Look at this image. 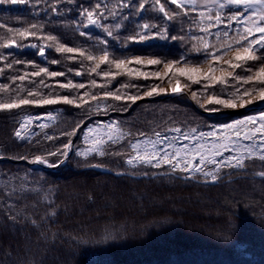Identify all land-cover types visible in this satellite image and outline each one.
<instances>
[{
  "label": "trees",
  "instance_id": "trees-1",
  "mask_svg": "<svg viewBox=\"0 0 264 264\" xmlns=\"http://www.w3.org/2000/svg\"><path fill=\"white\" fill-rule=\"evenodd\" d=\"M97 2L112 8L120 0H74L72 4L67 0H40L39 4L36 0H29L26 4H0V25H3L0 27V42L13 35L9 28H25L35 23L45 26L43 34L55 35L67 46L83 48L93 54H99L104 47L99 45V39L107 38L108 50L117 58L139 56L169 61L185 57L190 64L207 67L205 54L193 51L197 41L192 39L203 35L193 21L197 20L200 11L207 12V8L197 6L195 12L172 21L163 20L151 2L139 14L133 9H118L116 18L103 21L110 27L116 22L123 25L122 29L114 30L119 35L118 43L95 27L86 29L91 38L79 35L77 29L83 30L77 23L82 19L78 15L81 6L91 7ZM139 2L135 0L137 6ZM57 3L59 11L53 14L51 7ZM168 7L175 8L174 5ZM241 11L248 10L242 8ZM121 13L130 14V18L121 19ZM143 23H156L166 28L169 36L183 39L128 42L126 37L135 35L139 31L138 25ZM238 29L242 30L240 25L234 24L227 29L221 25L205 38L216 48H221L226 39L223 32L227 30L231 37ZM217 32L219 36L215 35ZM31 43L38 41L30 39L26 45ZM46 51L47 55L40 57L36 54L37 49L25 46L0 49V54H12L8 63L14 59L35 61L52 71H63L67 75L56 78L61 82L72 79L87 85L91 79H96L98 84L106 83L99 76L86 74L90 66L87 61L82 67L79 60L66 59L70 54H58L54 47ZM257 55L264 56V51H258ZM231 57V51L223 54L217 67H227L223 61ZM52 59L60 63L52 65L49 63ZM262 63L264 60L252 61L245 67L255 69ZM4 64L5 61H0V68H4ZM102 67L107 70V65ZM131 67L147 72L149 78L118 77L109 86L113 91L119 89L121 95L142 96L151 86L159 85L170 90V77L161 81L151 75L155 71L163 72V64ZM70 68L85 74L75 76L74 71H68ZM34 70L37 69L25 64L14 65L13 69L0 73V84L14 89L20 82L13 83L11 77ZM236 72L241 76L251 74L243 69ZM45 79L49 85H54L53 80ZM175 79L171 78L173 84ZM179 79L181 84L190 85L188 95L165 96L167 91L143 97L134 104L111 99L101 101V108L104 104L111 105L107 112L96 111L95 102L82 108L58 104L0 110V264H264V177L257 174L264 171V162L249 160L243 170L222 169L218 181L212 182L210 178L205 181L199 174H193L195 179L184 178L180 173L169 174L167 168L138 166L133 169L124 163L131 154L129 138L105 146L109 153L123 152V156L92 154L85 159L76 155L77 150L89 147L84 140L89 129L98 130L103 135L107 131L103 126L113 121L121 129L133 133L130 139L134 142L138 132L146 133L149 139H155L154 131H161L169 137L177 135L165 131L172 127H180L185 132L192 128L207 132L246 117L258 118L264 113L263 108L233 114L221 111L225 109L222 106L206 103L208 94L230 98L231 93L241 87L234 80L205 91L203 83L192 84L184 77ZM125 84H135L139 88L121 87ZM27 86L36 87L35 84ZM249 87L243 85L241 91ZM41 91L69 94L58 87L41 88ZM78 91L100 93L103 90L86 87ZM192 92L197 93L198 100L193 99ZM70 94L77 96V91ZM13 95V92H0V102L9 101ZM202 104L205 107H201ZM263 104L254 101L247 107ZM211 107L220 110H206ZM47 113H51L54 119H48ZM26 115L40 116L41 119H33L26 129H20L22 137L17 138L14 132ZM40 124L48 126L41 128L38 127ZM77 124L80 128L76 136L61 135L72 131ZM69 140L72 148L58 167L30 164L36 156L47 160L46 164H54L63 157L58 150L63 151V144ZM184 143H189L190 147L194 144L192 141H176L178 147ZM49 152L57 154L50 156ZM17 214V220L9 219Z\"/></svg>",
  "mask_w": 264,
  "mask_h": 264
},
{
  "label": "snow or ice",
  "instance_id": "snow-or-ice-1",
  "mask_svg": "<svg viewBox=\"0 0 264 264\" xmlns=\"http://www.w3.org/2000/svg\"><path fill=\"white\" fill-rule=\"evenodd\" d=\"M29 0H0V4H26ZM37 4L40 0H36ZM74 0H67V3L72 4ZM151 2L152 7L162 14L165 21H172L173 19L184 15L188 16L196 11L200 0H140L138 6L135 0H120V2L109 8L107 4L97 2L94 6L83 7L78 15L82 19L77 23L82 26L81 30L78 28L81 37L91 38V33L86 29L95 27L102 29L106 33V37L112 38L119 43V35L114 30L122 29L123 25L119 22L114 23L111 27L103 23L109 17L116 18L118 16V9H133L137 14L146 9V6ZM211 7H208V5ZM168 5H174L171 9ZM203 6L207 8V12L200 11L198 13L197 23L199 31L203 33L200 36H193L192 39L197 41L193 45V51L205 54V63L207 67H201L197 64H190L185 57L180 60L162 61L157 58H141L134 56L131 58H117L112 56L108 50L109 40L107 38L99 39V45L104 47L99 50V54L87 51L83 48H76L67 46L60 42L57 36L52 34H43L42 30L45 27L43 24H31L25 28H9L8 31L13 35L10 38L4 39L0 42V49H19L25 46H30L37 49V55L45 57L47 49L53 48L58 54H70L66 59L70 61L79 60L83 67L84 61L89 63L87 68V75H95L101 77L106 83L98 84L96 79H91L86 85L85 83L74 82L72 79H67V82L56 80L58 77H65L67 74L63 71H52L49 67L39 66L35 61H21L14 59L8 63L7 60L11 53L0 54V61H5L4 68H0V73L5 69H13L14 65L25 64L26 67H34L37 70L24 71L22 74L11 77L13 83L19 81L16 87L10 88L7 84H0V92H13L14 95L7 102H0V110H16L27 106H51L58 104L74 105L77 108L90 106L95 102L96 111L107 112L111 109V105L104 104L101 108V101L109 99L114 101H126L134 104L137 100L143 97H152L158 94L167 93L168 89L164 87L151 86L148 87L141 95H121L120 90L113 91L109 86L112 81L117 80L118 77H143L149 78L147 72L141 71L138 68L131 67L132 65H160L163 64V72L155 71L151 75L161 81L165 77H170L169 85L170 91L173 94L181 93L185 89L190 88V85L185 84L181 86L179 77H184L192 84H204L205 91L217 84L225 85L229 80H234L241 87H237L228 99H222L216 94H208L206 103L209 105L222 106L225 109L245 108L251 105L254 101L264 102V63L258 68L245 67L248 62L264 60V56H258V51H264V0H203ZM259 10L256 11V7ZM215 12L212 13V9ZM247 9V12H242L241 9ZM225 9H228V14H225ZM53 14L59 11L58 3L51 7ZM249 12L251 14H249ZM123 20H128L129 15L119 14ZM240 25L242 30H237L234 36L230 37L227 30L223 32L226 38L221 48H216L215 45L205 38L212 34V29L218 26H223L225 29L233 27V25ZM3 27V25H0ZM139 31L135 35L126 37L128 42L137 43L145 42L150 39H183V37L169 36L168 30L156 23H143L138 25ZM215 35L219 36L217 32ZM30 39H35L38 43H31L26 45ZM39 41H46L48 43L42 44ZM228 51L232 52L230 60H224L223 64L227 67L220 66L222 55ZM49 63L52 65L60 63L56 59H52ZM107 65V70L102 66ZM243 69L245 72H250V75L241 76L236 70ZM69 72L74 71L75 76H82L85 72L81 70L68 69ZM37 78L38 82H37ZM53 80L54 85H49L47 80ZM171 78H176L175 83H172ZM28 84H35V88H29ZM243 85H250L249 88L241 91ZM58 87L69 94L62 95L54 91H49L47 94L41 91V88ZM88 88H100L103 91L100 93H92L89 91L78 90ZM123 88L136 87L135 84L121 85ZM77 91V96H72L70 93ZM193 99H197V93L192 92ZM205 107V105H201ZM126 110V109H125ZM207 111L217 112L219 107L207 108ZM48 119H54L51 113L46 114ZM33 116H25L24 122L20 124L19 129L14 132L17 138L22 137L20 129H26L27 125L33 123ZM36 120L41 119L40 116L35 117ZM48 125L40 124L38 127L45 128ZM107 131L101 135L99 133L93 134L94 129H89L85 135V143L89 147L83 150H77L76 155L87 159L90 155L96 154L99 156L116 155L123 156V152L109 153L106 151V145L117 144L125 138H129V148L131 154L127 155L124 160L126 165L133 169L138 166H143L151 169L167 168L169 174L180 173L184 178L195 179L193 174H199L205 181L209 178L212 182L218 181L222 169L243 170L246 168V161L259 160L264 162V113H261L258 118L246 117L242 120H237L234 123L226 124L221 129L213 128L210 131H199L192 128L190 131H183L180 127L168 128L166 132H172L177 135L169 137L162 134L161 131H154L152 135L155 139H149L144 132H138L137 138L133 142L130 138L133 133L125 131L113 121L103 126ZM80 124L70 132L62 133L68 137L76 135ZM143 138V139H141ZM51 140L53 137H47ZM192 141L193 146L189 143H184L177 146V140ZM171 141V142H169ZM248 142V143H242ZM63 151L58 150L60 155L67 158L69 150L72 148V141L63 144ZM229 153L225 156L224 153ZM57 153L49 152L48 155H56ZM35 162L46 164L48 163L41 156L34 158ZM55 167L56 165H51ZM99 167L100 165H92ZM211 166V167H209ZM123 174V173H118ZM147 175V173H144ZM264 177V171L257 173ZM15 191V190H14ZM7 195V193H6ZM17 215L9 216L11 220H17ZM35 223V221H33Z\"/></svg>",
  "mask_w": 264,
  "mask_h": 264
},
{
  "label": "water",
  "instance_id": "water-1",
  "mask_svg": "<svg viewBox=\"0 0 264 264\" xmlns=\"http://www.w3.org/2000/svg\"><path fill=\"white\" fill-rule=\"evenodd\" d=\"M169 94H173L171 92H169ZM177 94V93H176ZM194 107L195 105L192 104ZM264 108V104L261 105V106H258V107H247V108H238V109H232V110H228V109H223L221 111L223 112H228V113H239V112H246V111H252V110H255V111H258V110H262ZM76 136V135H75ZM71 150V149H70ZM69 150V152H70ZM65 157L63 156L60 160H58L57 162H55L54 164H41V163H38V162H35V161H32L30 162L31 165H38V166H42V167H46V168H56L57 166H59L61 163H63L65 161ZM51 165H56L55 167L51 166Z\"/></svg>",
  "mask_w": 264,
  "mask_h": 264
},
{
  "label": "rangeland",
  "instance_id": "rangeland-1",
  "mask_svg": "<svg viewBox=\"0 0 264 264\" xmlns=\"http://www.w3.org/2000/svg\"><path fill=\"white\" fill-rule=\"evenodd\" d=\"M197 6L201 7V8H206V7L203 6V0H200V3ZM208 7H211V5L209 4ZM254 10L258 11L259 10V6H257L256 9H254ZM249 14H251V13L249 12ZM171 95H173V94H169V91H168V93L165 96H171ZM26 116H29V115H26ZM23 122H24V118H22V120H21V123H23ZM96 133L102 134V132H100L98 130H95V132L93 134H96ZM209 167H211V166H209Z\"/></svg>",
  "mask_w": 264,
  "mask_h": 264
},
{
  "label": "bare ground",
  "instance_id": "bare-ground-1",
  "mask_svg": "<svg viewBox=\"0 0 264 264\" xmlns=\"http://www.w3.org/2000/svg\"><path fill=\"white\" fill-rule=\"evenodd\" d=\"M181 86L183 87L184 85L183 84H181ZM169 92H171L170 90H168ZM177 94H185V95H188V89H185L184 91H182L181 93H177ZM189 102L191 103V104H194L191 100H189ZM196 107V106H195ZM66 160V159H65ZM58 167V166H57Z\"/></svg>",
  "mask_w": 264,
  "mask_h": 264
}]
</instances>
